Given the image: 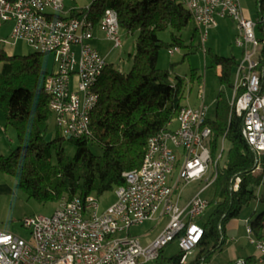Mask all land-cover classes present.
I'll use <instances>...</instances> for the list:
<instances>
[{
    "label": "built area",
    "instance_id": "obj_1",
    "mask_svg": "<svg viewBox=\"0 0 264 264\" xmlns=\"http://www.w3.org/2000/svg\"><path fill=\"white\" fill-rule=\"evenodd\" d=\"M179 1L189 11L202 41L217 18L235 23L234 43L242 55L235 68L230 107L242 118V138L258 158L264 152V82L257 70L264 34L259 41L255 30L264 25V14L256 21L246 19L239 0ZM260 1L264 10V0ZM62 11L63 0H0V33L5 24H11L8 38L0 35V52L24 42L33 53L53 56L55 70L47 73L43 83L48 109L63 136L79 138L89 134L88 116L98 101L94 85L106 61L89 44L94 25L85 16L57 17ZM96 24L113 48L121 47L114 10L106 9ZM175 52H179L177 47L169 50L170 55ZM206 111L203 103L183 106L174 130L168 127L150 137L141 167L123 174L125 184L115 189V201L103 212L93 195L62 198L51 216L23 219V226L30 230L28 240L0 231V264H146L174 240L183 253L181 263H186L203 235L194 221L208 202L197 193L180 207L178 186L204 181L201 191L205 190L215 180L221 158L214 159L209 152ZM238 183L235 177L232 191ZM156 214L168 221L151 244L143 247L131 236L113 238L117 232L128 233L132 226L153 220ZM250 229L246 224L249 242L264 264V241L255 239Z\"/></svg>",
    "mask_w": 264,
    "mask_h": 264
},
{
    "label": "trees",
    "instance_id": "obj_2",
    "mask_svg": "<svg viewBox=\"0 0 264 264\" xmlns=\"http://www.w3.org/2000/svg\"><path fill=\"white\" fill-rule=\"evenodd\" d=\"M106 9L116 12L121 30L137 34L132 65L123 74L111 63L106 64L98 76L94 85L98 101L88 116L89 134L68 139L75 146L73 157L68 158L59 145L63 137L45 139L49 118L53 116L43 91L47 72L40 66L42 54L31 52L25 57H15L0 52V62H3L0 107L5 124L15 130L18 142L8 156H0V173L13 177L18 188L41 204L89 195L98 198L123 186V174L141 167L148 139L167 130L183 107L185 79L179 76L172 79L169 72L157 68L156 60L164 46L169 50L185 47L179 33L190 24V39H195L198 30L189 11L179 0H93L90 6L71 11L68 17H57L85 16L95 25ZM258 28L264 31V25L259 24ZM166 30L170 32V44L158 38V33ZM204 52L210 67H220L217 81L221 89L215 98L214 116L206 120L211 130L209 152L215 159L221 142H227L229 147L224 166L218 165L214 178L221 200L212 203L206 220H201V216L195 219L203 235L193 250L194 258L184 264L208 263L226 242L225 224L238 219L253 201L264 206V152L257 158L250 151L241 135L242 118L231 111L223 92L224 87L233 88L231 79L237 63L232 57ZM258 57L257 70L263 74L264 82V46ZM191 73L189 81L200 83L201 77L194 71ZM19 75L24 76V81L14 86L12 79ZM91 146H96L100 155L94 154ZM52 150H55V162H52ZM235 177L239 178L238 188L232 191ZM251 217H255L249 223L252 236L264 241V210ZM182 255L180 251L166 259L162 248L158 257L146 264H183ZM251 262L253 257L245 259L244 264Z\"/></svg>",
    "mask_w": 264,
    "mask_h": 264
},
{
    "label": "rangeland",
    "instance_id": "obj_3",
    "mask_svg": "<svg viewBox=\"0 0 264 264\" xmlns=\"http://www.w3.org/2000/svg\"><path fill=\"white\" fill-rule=\"evenodd\" d=\"M244 2L240 0V5L243 8ZM87 5V4H85ZM81 9L84 8V4L80 5ZM11 31V24H5L1 29V37L8 38ZM192 25H188L181 33L182 40L185 47L180 48L179 52H175L173 55L169 54V47H163L160 49L158 54L157 68L159 70H166L172 79L175 76H179L185 79L186 86L184 89V99H182L183 104L189 103L191 106H195L201 102L200 98L203 96L205 105L208 107V118H213L215 109V98L221 87L218 85L217 75L218 68L214 69L210 67V62L208 56L204 51H211L220 56H229L231 54L235 55L237 58L239 56L238 52L232 53L233 51H238L233 46V42L230 40L229 33L223 32L219 33L216 30H211L204 41L201 40L199 34L196 35L195 39L191 40ZM100 39L102 42L94 43L97 47L101 48V53L107 64L113 65V67L120 73L126 74L131 69L132 60L131 56L134 54V43L137 34H130L124 30L119 29V38L121 41V47L113 48V43L110 41H104V35L100 34ZM158 38L165 44H170V32L169 30L158 33ZM4 52L7 55L15 57H25L29 55L32 51L27 47L24 42H16L13 45L6 46ZM238 59V58H237ZM240 61V60H239ZM40 63L42 70L48 74L53 73L55 70L53 56L52 55H42L40 56ZM3 68V62H0V73ZM196 73L197 76L201 77V82L198 83L197 80L190 82L191 72ZM24 76H16L13 82L14 86L23 83ZM232 83H235V73L232 76ZM13 86V87H14ZM224 95L229 101L233 97L232 88L224 87ZM200 97V98H199ZM0 112L3 113L0 107ZM1 113V114H2ZM6 125V124H5ZM177 123L173 121L171 123V129H175ZM6 129L12 133L13 144L7 149H3L2 156H8L17 146L18 142L16 139L15 130L11 126L6 125ZM56 136L63 137L64 140L61 141L59 145L64 151V154L70 158L75 154V146L69 142L66 136H63L62 131L55 125L54 118H49L47 133L45 135L46 141L53 140ZM7 137V135H6ZM7 142H9L7 140ZM228 143L223 142V156L219 162V168H222L226 160ZM94 154L100 155V150L96 146L90 147ZM221 151V145L219 146V153ZM1 154V153H0ZM55 150H52V162H55ZM175 176V175H174ZM204 182L195 181L189 184H179L178 190H181V198L185 202L187 197L194 194L195 191L204 186ZM115 190L111 192L104 193L102 196L98 197L99 202V212H103L115 201ZM221 192L217 191L214 181L202 194L201 198L209 204L207 209L201 216L204 220L209 215L212 210V203L221 200ZM181 201V205L182 202ZM57 203H46L41 204L35 199L28 197V195L20 188L17 187L16 180L5 174L0 173V231L12 233L23 239L30 238V230L23 226V219L25 217H31L37 215L51 216L57 209ZM257 206L259 208L256 210ZM264 206L253 201L249 203L240 213L238 219L229 221L225 224L226 232V242L223 246L221 252L216 253L212 256L206 264H234L236 259L244 256L251 255L255 253V248L250 244L248 235L246 234L245 221L248 215H250L254 210L259 213ZM253 217L252 219H254ZM168 218L165 216L159 218V214L154 216L153 220L145 221L143 224L132 226L128 233L117 232L113 238H125L126 236H131L138 239L140 244L144 247L152 242H154L157 237L162 233L163 229L167 224ZM206 220V219H205ZM180 252L177 241H173L163 248V256L166 259L173 257ZM194 258L193 252L188 257V260Z\"/></svg>",
    "mask_w": 264,
    "mask_h": 264
},
{
    "label": "crops",
    "instance_id": "obj_4",
    "mask_svg": "<svg viewBox=\"0 0 264 264\" xmlns=\"http://www.w3.org/2000/svg\"><path fill=\"white\" fill-rule=\"evenodd\" d=\"M93 0H63V11H62V13H61V16H63V17H68L69 16V14H70V12L71 11H78V10H82V9H84V8H87L88 6H90V4H91V2H92ZM243 2H244V6H243V8H242V6H241V8H242V11H243V15H244V17L246 18V19H248V20H253V21H256L258 18H259V16H260V0H243ZM239 3H240V0H239ZM84 4V8H82L81 9V6L80 5H83ZM85 4H87V5H85ZM211 30H216L217 32H219L220 34L221 33H223V32H226V33H229V36H230V40L233 42V46H235V49H237L238 51H233L232 53H235V52H238V54H239V56L237 57V58H235L236 56L235 55H233V54H231L230 55V57H232V58H234L235 59V61H236V63H238L239 62V60L241 59V55H242V50H241V48H239V47H237L236 45H235V43H234V41H235V38H236V35H237V28H236V25H235V23L232 21V20H230L229 18H217L216 19V26L215 27H213V28H210L209 30H208V34L210 33V31ZM256 36H257V38H260V37H262V35H263V32L264 31H259V28L257 27L256 28ZM98 32H100V34H103L100 30H99V28H98V26H97V24H95L94 25V27H93V30H92V39L89 41V44H90V46L92 47V48H94L95 50H97V52L103 57V55H102V53H101V48H99V47H97V45H95V44H93V41H94V43H98V41L99 42H102V40H99L100 39V36H99V33ZM104 35V34H103ZM104 41H108L106 38H105V36H104ZM110 41V40H109ZM108 41V42H109ZM73 49H77L76 47H74ZM214 53V52H213ZM216 54V53H215ZM220 56V55H219ZM222 57H229V56H222ZM229 57V58H230ZM107 64V63H106ZM218 68V70L220 71V67H217ZM218 71V72H219ZM234 72H235V69H234ZM220 73V72H219ZM218 73V74H219ZM224 91V90H223ZM200 98V97H199ZM202 98H203V96H202ZM227 98V97H226ZM200 100H201V102H199L198 104H196L195 106H191L189 103H187V104H183V106H189V107H198V106H200L202 103L205 105V102H204V100L203 99H201L200 98ZM228 100V99H227ZM228 102H229V104H230V101L228 100ZM206 106V105H205ZM207 109H208V107H207ZM207 112V111H206ZM2 112H0V156H2V151H3V149H7V147H10L12 144H13V139H12V133H10L9 131H8V129H6V125H5V119H4V114L2 113ZM207 115H208V112H207ZM207 119H208V116H207ZM171 124L168 126L169 127V129H171ZM176 127V126H175ZM172 130V129H171ZM174 130V129H173ZM6 135H7V137H6ZM7 140L9 141V142H7ZM223 145V142H221L220 143V145ZM221 151H223V146H222V150ZM220 151V152H221ZM222 154V152L221 153H219L218 155H221ZM221 159V158H220ZM220 162V161H219ZM219 165V164H218ZM200 182H204V181H200ZM205 183V182H204ZM211 185V184H210ZM210 185L207 187V188H209L210 187ZM206 188V189H207ZM205 189V190H206ZM202 190V188H200V189H198L197 191H195L194 192V194H192V195H190L189 197H187V199L185 200V202L182 200V198H181V190H179V197H178V199H177V202H178V204L180 205V207H184L188 202H189V200L194 196V195H196L197 193H200V197H201V194L205 191V190H203V191H201ZM181 201H183L182 202V205H181ZM258 203V202H257ZM209 204V203H208ZM259 208V206H257V208H256V210ZM104 210H105V208H104ZM264 209H262L259 213H261L262 211H263ZM243 212V211H242ZM258 214L257 213V211H253L250 215H248V217H247V220L244 222L245 223V225L246 224H249L250 223V221L252 220L251 218V216H253V215H255V214ZM202 220V219H201ZM234 220H236V219H234ZM168 221V220H167ZM232 221V220H231ZM198 224V223H197ZM199 225V224H198ZM224 230H225V228H224ZM223 230V231H224ZM224 234H225V237H226V232L224 231ZM222 249H223V247H222ZM222 249H221V251H222ZM221 251H219V252H221ZM218 253V252H217ZM216 254V253H215ZM214 254V255H215ZM250 257H253V259H254V262H251V263H249V264H263V263H261V262H259V257H258V254H257V252L255 251V253H253V254H251V255H248V256H244V257H240V258H238V259H236L235 260V262H232V263H234V264H237L238 263V261H243V263H244V261H245V259H247V258H250Z\"/></svg>",
    "mask_w": 264,
    "mask_h": 264
},
{
    "label": "water",
    "instance_id": "obj_5",
    "mask_svg": "<svg viewBox=\"0 0 264 264\" xmlns=\"http://www.w3.org/2000/svg\"><path fill=\"white\" fill-rule=\"evenodd\" d=\"M70 137H67V139H69Z\"/></svg>",
    "mask_w": 264,
    "mask_h": 264
}]
</instances>
